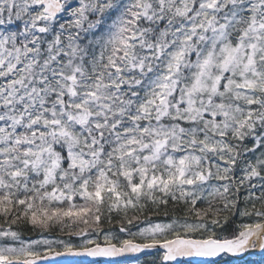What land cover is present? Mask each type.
<instances>
[{"label": "snow or ice", "instance_id": "snow-or-ice-1", "mask_svg": "<svg viewBox=\"0 0 264 264\" xmlns=\"http://www.w3.org/2000/svg\"><path fill=\"white\" fill-rule=\"evenodd\" d=\"M257 250L264 0H0V264Z\"/></svg>", "mask_w": 264, "mask_h": 264}, {"label": "rangeland", "instance_id": "rangeland-1", "mask_svg": "<svg viewBox=\"0 0 264 264\" xmlns=\"http://www.w3.org/2000/svg\"><path fill=\"white\" fill-rule=\"evenodd\" d=\"M256 256H263V255H256ZM238 264H264V257H254L249 256L245 261L240 262Z\"/></svg>", "mask_w": 264, "mask_h": 264}, {"label": "trees", "instance_id": "trees-1", "mask_svg": "<svg viewBox=\"0 0 264 264\" xmlns=\"http://www.w3.org/2000/svg\"><path fill=\"white\" fill-rule=\"evenodd\" d=\"M240 221L239 220H237L236 221V223L238 224ZM235 226V225H234ZM249 256H254V257H258V258H260V257H264V254H263V256H256V255H254V254H249V255H247L245 258H243V259H236L237 260V264L238 263H240V262H243V261H245Z\"/></svg>", "mask_w": 264, "mask_h": 264}, {"label": "water", "instance_id": "water-1", "mask_svg": "<svg viewBox=\"0 0 264 264\" xmlns=\"http://www.w3.org/2000/svg\"><path fill=\"white\" fill-rule=\"evenodd\" d=\"M249 254L263 255L264 253H260L259 250H257V251H254V252H250V253H248L247 255H249ZM247 255H244V256L239 257V258H236V259H243V258H245Z\"/></svg>", "mask_w": 264, "mask_h": 264}]
</instances>
